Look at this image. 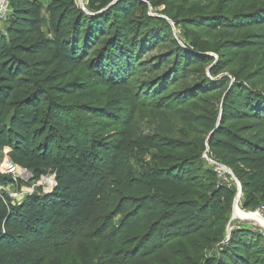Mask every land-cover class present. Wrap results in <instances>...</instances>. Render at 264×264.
<instances>
[{
    "label": "trees",
    "instance_id": "trees-1",
    "mask_svg": "<svg viewBox=\"0 0 264 264\" xmlns=\"http://www.w3.org/2000/svg\"><path fill=\"white\" fill-rule=\"evenodd\" d=\"M7 1L10 13L0 26V152L31 181L51 177L53 189L49 193L39 189L18 202L5 191L0 193V264H42L45 250L66 248L81 229L104 242L105 264H143L171 240L196 235L222 221L232 210L237 190L230 175L203 171L197 153L134 174L128 154L134 149L131 126L141 93L129 91L133 80L125 83L121 67L128 61L134 69L142 62L137 61L138 52L149 44L138 42L143 25L130 22L124 2L87 0V15L76 0H50L46 11L53 37L48 38L41 28L39 0ZM255 24L264 28V21ZM131 25L137 35L130 40ZM171 34L166 26L159 38L167 40ZM254 38L264 39V34ZM254 45L240 40L226 47ZM195 54L156 58L152 67H160L149 94L170 82L189 80L200 60ZM226 62L195 73L191 85L177 95L190 100L227 86L207 118L208 135L201 151L218 156L232 171L241 185L243 207L249 209L255 184H264V94L241 75L231 81L218 78ZM79 69L86 77L72 79ZM92 84L120 94L95 106L81 100ZM75 99L79 101L73 104ZM163 99L156 97L153 106L163 107ZM110 128L117 132L103 138ZM144 141L189 147L175 140L157 143L152 136ZM201 173L204 179L198 177ZM9 181L0 174V187ZM137 230L140 235L129 236ZM237 234L232 252L219 258L220 264H248L249 252L257 245L254 239L245 244L243 233ZM257 236L258 242L264 241ZM119 245L133 249L112 251Z\"/></svg>",
    "mask_w": 264,
    "mask_h": 264
},
{
    "label": "rangeland",
    "instance_id": "rangeland-1",
    "mask_svg": "<svg viewBox=\"0 0 264 264\" xmlns=\"http://www.w3.org/2000/svg\"><path fill=\"white\" fill-rule=\"evenodd\" d=\"M121 1L125 4L123 5V8L126 7L125 13L132 16L130 22L135 20L136 23L143 25L144 32L141 33L138 42L147 41L149 44L147 49L138 52L137 61L142 62L134 69H131L128 61L121 67L127 75L125 83L133 80L129 91L141 93L131 126L135 134L132 139L134 149L128 154L134 174L139 175L147 168L169 165L195 152L200 157L198 166L203 171L211 170L220 175H230V181L237 190L232 210L222 221L196 235L171 240L163 250L145 260L143 264H207L209 261L220 264L219 258L232 252L230 245L237 233H243L241 239L245 244L249 245L254 239V245H257L249 252L248 264H264V241L260 239L258 242L257 236L262 235L264 239V184H255L252 190L255 196L254 205L249 209L244 208L241 185L232 171L218 156L207 150L201 151V143L208 135L207 118L215 112L227 86L195 95V98L190 100L181 99L180 95H177L191 85L195 73L207 72L210 67L220 62L224 63L225 60L226 66L218 78L226 77L231 81L235 75H241L247 78L249 86L253 85L255 90L264 94V39L254 38L264 34V28H257L255 24L264 21V0H132V2L114 0V3ZM39 2L42 32L46 37L52 38L53 26L46 11L50 0ZM75 2L80 10L90 15L87 0ZM135 8L138 9L133 11ZM166 26L170 27L172 34L167 40H160L159 36L165 32ZM129 27L130 40L135 39L136 28L132 25ZM240 40L254 41L257 45L241 49L226 47L228 42ZM186 53L200 55V60L193 66L189 80L170 82L149 94V89L156 83L158 75L155 74L156 68L160 67H152L154 60L156 58L161 60L169 55L183 57ZM114 61L116 63V60ZM85 77L86 72L79 69L72 79ZM119 78H123L122 73L119 74ZM84 93L86 96L81 100L95 106L105 105L120 94L107 87L93 84ZM156 97L164 98L163 107L153 106ZM78 101L79 99H75L72 103L76 104ZM101 121L97 120L99 123ZM116 132L117 128H110L104 132L103 138H109ZM150 136L155 137L157 143L167 139L185 142L189 147L152 146L144 141ZM8 160L9 158L0 152V174L11 179V182L9 181L4 188L0 187V190H5L11 201H21L39 189L44 193L51 192L53 189L51 177L37 182L31 181L19 168L14 166L9 170L6 162ZM241 171L244 174L249 173L246 168H242ZM198 177L205 178L202 173ZM15 194L17 197L11 196ZM256 214L260 216L256 217ZM140 234L141 230H137L131 232L129 236ZM105 247L104 242L93 237L87 230L81 229L76 238L67 243L66 248L60 251L45 250L42 264H105ZM131 249H133L131 245H119L112 248V251Z\"/></svg>",
    "mask_w": 264,
    "mask_h": 264
},
{
    "label": "built area",
    "instance_id": "built-area-1",
    "mask_svg": "<svg viewBox=\"0 0 264 264\" xmlns=\"http://www.w3.org/2000/svg\"><path fill=\"white\" fill-rule=\"evenodd\" d=\"M9 13H10V9H9V4H8V1L7 0H0V25H2L5 21H6V19H7V17H8V15H9ZM7 162V165H8V167H9V170H11V169H13V167H14V165L12 164V162L11 161H6ZM15 178V177H14ZM45 178H48V177H45ZM15 180V182H16V178L14 179ZM51 180H52V178H51ZM2 191H5V190H2ZM1 190H0V193L2 192ZM6 192V191H5ZM10 195V194H9ZM12 197H17V195L15 194V195H11Z\"/></svg>",
    "mask_w": 264,
    "mask_h": 264
},
{
    "label": "bare ground",
    "instance_id": "bare-ground-1",
    "mask_svg": "<svg viewBox=\"0 0 264 264\" xmlns=\"http://www.w3.org/2000/svg\"><path fill=\"white\" fill-rule=\"evenodd\" d=\"M255 216H256V217H259L260 215L256 214Z\"/></svg>",
    "mask_w": 264,
    "mask_h": 264
}]
</instances>
